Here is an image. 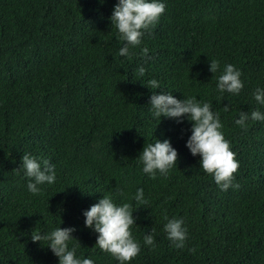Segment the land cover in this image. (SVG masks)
Segmentation results:
<instances>
[{
    "label": "trees",
    "instance_id": "trees-1",
    "mask_svg": "<svg viewBox=\"0 0 264 264\" xmlns=\"http://www.w3.org/2000/svg\"><path fill=\"white\" fill-rule=\"evenodd\" d=\"M115 2L0 0V264H57L45 241L30 239L57 226L75 228L78 257L117 264L83 225L82 211L102 195L132 206L140 251L128 264H264V120L234 123L240 111L264 113L252 98L264 88V0H163L127 58L109 20ZM211 59L220 65L213 74ZM225 63L240 70L238 95L215 89ZM151 78L158 89L147 88ZM155 91L210 102L238 161V187L221 191L199 168L185 147L189 121L151 118ZM155 138L177 158L150 179L136 157ZM25 152L55 165V182L36 195L17 169ZM137 187L145 203L132 200ZM165 215L183 218V248L163 232ZM149 231L154 248L143 244Z\"/></svg>",
    "mask_w": 264,
    "mask_h": 264
},
{
    "label": "clouds",
    "instance_id": "clouds-1",
    "mask_svg": "<svg viewBox=\"0 0 264 264\" xmlns=\"http://www.w3.org/2000/svg\"><path fill=\"white\" fill-rule=\"evenodd\" d=\"M104 0H100L103 3ZM163 0H116L113 5L109 20L111 28L116 30V38L122 41V46L117 50V55L125 58L131 55L130 48L141 43V37L159 19L164 11ZM142 52H147L143 48ZM220 67L216 59L208 60V71L216 73ZM138 76H144L143 65L135 69ZM240 70L231 63H225L216 76L215 89L220 93L238 95L242 88ZM146 85L151 89H158L159 82L155 78L148 79ZM252 98L257 105L264 106V88L256 87ZM148 111L152 119L161 117L174 119L177 123L181 120L190 122V135L185 141V147L192 156H199V168L210 174L215 185L221 190H227L232 183L233 174L238 167L234 153L229 148L228 141L224 138L222 123L219 114L211 110L210 102L200 101L193 96L176 99L171 93L160 91L152 92L148 100ZM227 110V106H225ZM264 120V113L254 109L250 113L240 111L234 123L240 127L245 126L247 120ZM141 165V172L154 178L157 174L166 176L168 170L176 164L177 153L167 138L154 142L144 143L142 150L136 157ZM22 169L23 176L27 178V192L36 195L43 191L42 186L52 185L56 180L55 165L48 160L33 156L25 152L20 157L17 168ZM132 200L145 203L143 188L137 187L132 194ZM132 206L128 202L116 204L110 196L102 195L82 211L83 225L96 233L95 246L101 252L110 254L117 264H128L140 251L137 242L130 231L134 225ZM162 230L174 248H183L186 239V229L183 218L165 215ZM75 231L72 226L54 227L47 232H33L30 239L33 242L45 241L47 248L57 258V264H94L91 258H80L75 254V247H69V241H77L71 234ZM143 244L154 248L152 232L144 233Z\"/></svg>",
    "mask_w": 264,
    "mask_h": 264
}]
</instances>
